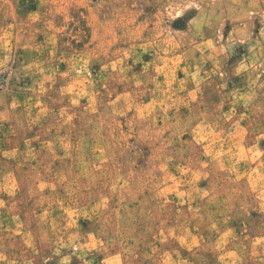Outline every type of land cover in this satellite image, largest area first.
Returning a JSON list of instances; mask_svg holds the SVG:
<instances>
[{
  "label": "rangeland",
  "instance_id": "1",
  "mask_svg": "<svg viewBox=\"0 0 264 264\" xmlns=\"http://www.w3.org/2000/svg\"><path fill=\"white\" fill-rule=\"evenodd\" d=\"M0 264H264V0H0Z\"/></svg>",
  "mask_w": 264,
  "mask_h": 264
}]
</instances>
